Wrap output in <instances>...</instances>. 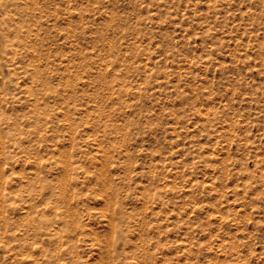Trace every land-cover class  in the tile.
<instances>
[{
    "label": "rangeland",
    "instance_id": "rangeland-1",
    "mask_svg": "<svg viewBox=\"0 0 264 264\" xmlns=\"http://www.w3.org/2000/svg\"><path fill=\"white\" fill-rule=\"evenodd\" d=\"M0 264H264V0H0Z\"/></svg>",
    "mask_w": 264,
    "mask_h": 264
}]
</instances>
